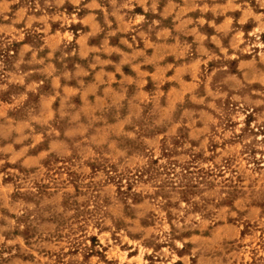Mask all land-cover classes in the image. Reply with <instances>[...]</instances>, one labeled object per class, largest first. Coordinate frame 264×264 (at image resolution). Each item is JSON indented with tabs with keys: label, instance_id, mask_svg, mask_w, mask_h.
I'll return each instance as SVG.
<instances>
[{
	"label": "rangeland",
	"instance_id": "rangeland-1",
	"mask_svg": "<svg viewBox=\"0 0 264 264\" xmlns=\"http://www.w3.org/2000/svg\"><path fill=\"white\" fill-rule=\"evenodd\" d=\"M0 264H264V0H0Z\"/></svg>",
	"mask_w": 264,
	"mask_h": 264
}]
</instances>
